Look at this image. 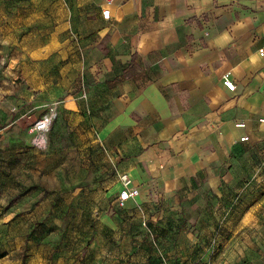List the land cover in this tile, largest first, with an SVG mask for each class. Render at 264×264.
Here are the masks:
<instances>
[{
    "label": "crops",
    "instance_id": "obj_1",
    "mask_svg": "<svg viewBox=\"0 0 264 264\" xmlns=\"http://www.w3.org/2000/svg\"><path fill=\"white\" fill-rule=\"evenodd\" d=\"M62 2L51 36L41 5L38 39L0 66V126L31 127L57 102L52 147L78 163L93 158L72 182L87 191L96 242L84 261L65 250L55 264H179L185 242L212 229L204 221L217 224L243 149L264 142V0ZM227 72L235 90L223 83ZM17 166L0 160V178ZM122 173L140 190L124 208ZM136 231L158 239L157 256L129 246L143 241Z\"/></svg>",
    "mask_w": 264,
    "mask_h": 264
},
{
    "label": "rangeland",
    "instance_id": "obj_2",
    "mask_svg": "<svg viewBox=\"0 0 264 264\" xmlns=\"http://www.w3.org/2000/svg\"><path fill=\"white\" fill-rule=\"evenodd\" d=\"M62 3V0H0V66L7 58H22L27 54L29 42L38 39L41 5L48 11L46 34L51 36ZM11 80L14 85L23 83L21 78ZM3 85L6 84L1 76L0 87ZM30 124L19 128L0 126V160L18 165L12 174L7 172L3 174L5 179L0 178V263L55 264L58 254L65 250L84 261L88 247L96 242L94 209L88 202L87 191L73 185L72 178L78 165L87 170L93 158L86 155L78 163L69 153L60 156L57 148L52 147L55 132L50 134L46 148L34 146L28 134ZM243 150L237 188L225 193L223 207L217 206L222 209L217 224L204 221L212 229L202 226L196 238L185 242L179 264H264V142L248 144ZM61 194H66L68 201L59 207ZM120 211L123 210L113 206L108 210ZM9 226L16 230L13 234L7 231ZM23 226L28 229L26 237L20 233ZM108 235L109 232L100 242H107ZM131 235L143 238L136 245L135 238L128 239L129 246L139 250L137 255L146 260V252L158 255L157 238L147 241L139 231ZM24 237L25 245L21 243L19 247L18 242Z\"/></svg>",
    "mask_w": 264,
    "mask_h": 264
},
{
    "label": "built area",
    "instance_id": "obj_3",
    "mask_svg": "<svg viewBox=\"0 0 264 264\" xmlns=\"http://www.w3.org/2000/svg\"><path fill=\"white\" fill-rule=\"evenodd\" d=\"M111 2L112 0H107ZM111 16V10L106 8L103 10V17L108 19ZM261 54L264 55V49H261ZM223 83L229 90H235L236 84L230 76V72H227L223 76ZM59 117L58 103L54 102L41 117L36 119L29 129L31 134V143L38 148H46L48 145L49 134L52 130L54 122ZM260 121L264 123V117L260 118ZM238 126H245L244 122H239ZM249 136L245 135L241 138L242 141L248 140ZM120 182L122 183V190L120 191L117 202L118 206L124 208L129 199L135 198L139 195L140 190L134 184V180L128 173H122L120 175Z\"/></svg>",
    "mask_w": 264,
    "mask_h": 264
}]
</instances>
